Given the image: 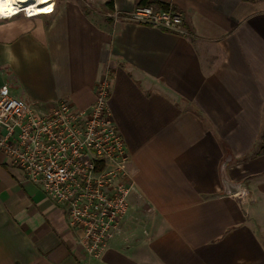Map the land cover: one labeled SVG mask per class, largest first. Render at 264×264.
<instances>
[{
    "label": "crops",
    "instance_id": "1",
    "mask_svg": "<svg viewBox=\"0 0 264 264\" xmlns=\"http://www.w3.org/2000/svg\"><path fill=\"white\" fill-rule=\"evenodd\" d=\"M138 1L54 0L50 14L0 19L12 96L86 108L110 75L133 188L91 259L65 207L0 153V264H264V0H157L183 13L186 35L112 17Z\"/></svg>",
    "mask_w": 264,
    "mask_h": 264
},
{
    "label": "built area",
    "instance_id": "2",
    "mask_svg": "<svg viewBox=\"0 0 264 264\" xmlns=\"http://www.w3.org/2000/svg\"><path fill=\"white\" fill-rule=\"evenodd\" d=\"M19 7L0 19L22 15L33 18L52 13ZM115 20L186 35L179 10L155 5L136 6ZM109 74L96 84L94 100L77 108L62 99L45 109L14 97L8 85L0 87V153L38 186L54 203L63 205L69 228L77 232V246L99 259L119 231L132 185L127 182L129 154L108 107Z\"/></svg>",
    "mask_w": 264,
    "mask_h": 264
},
{
    "label": "bare ground",
    "instance_id": "3",
    "mask_svg": "<svg viewBox=\"0 0 264 264\" xmlns=\"http://www.w3.org/2000/svg\"><path fill=\"white\" fill-rule=\"evenodd\" d=\"M19 7H25L29 12L45 13L52 8V0H0L2 14L12 12Z\"/></svg>",
    "mask_w": 264,
    "mask_h": 264
},
{
    "label": "water",
    "instance_id": "4",
    "mask_svg": "<svg viewBox=\"0 0 264 264\" xmlns=\"http://www.w3.org/2000/svg\"><path fill=\"white\" fill-rule=\"evenodd\" d=\"M224 167H225V163L222 165V168H221V182L223 185V189H224L225 193L233 195V194L237 193L239 190L238 184L232 183L231 181H229V179L225 175Z\"/></svg>",
    "mask_w": 264,
    "mask_h": 264
},
{
    "label": "trees",
    "instance_id": "5",
    "mask_svg": "<svg viewBox=\"0 0 264 264\" xmlns=\"http://www.w3.org/2000/svg\"><path fill=\"white\" fill-rule=\"evenodd\" d=\"M148 5H155L162 9H167L169 7L168 4L159 2L157 0H139L137 2V6H148Z\"/></svg>",
    "mask_w": 264,
    "mask_h": 264
}]
</instances>
